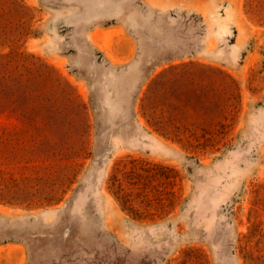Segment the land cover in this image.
<instances>
[{"label":"rangeland","instance_id":"374dc122","mask_svg":"<svg viewBox=\"0 0 264 264\" xmlns=\"http://www.w3.org/2000/svg\"><path fill=\"white\" fill-rule=\"evenodd\" d=\"M0 264H264V0H0Z\"/></svg>","mask_w":264,"mask_h":264}]
</instances>
